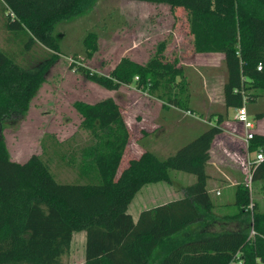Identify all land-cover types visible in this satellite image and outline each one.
I'll return each instance as SVG.
<instances>
[{
    "label": "trees",
    "instance_id": "16d2710c",
    "mask_svg": "<svg viewBox=\"0 0 264 264\" xmlns=\"http://www.w3.org/2000/svg\"><path fill=\"white\" fill-rule=\"evenodd\" d=\"M137 1L183 8L194 52L223 54L225 110L241 106L246 97L254 118L264 116V107H254L264 97V0ZM95 2L0 0V21L14 45L0 47V264H61L73 234L81 231L84 264H264V211L251 199V190L238 182L232 210L220 216L206 188L200 150L221 132L223 114L175 152L161 157L145 150L117 175L129 139L119 105L111 97L76 100L80 127L90 139L80 149L74 181H57L37 154L24 162L10 158L3 126L26 113L45 74L63 54L56 24L85 13ZM98 34L91 29L82 37L85 58L97 50ZM34 43L48 54L27 57ZM69 66L106 89L134 83L149 94L159 91L164 110L193 111L182 66L160 50L144 63L122 56L107 74L80 63ZM260 147L264 134L248 141V151ZM171 170L195 180L182 188L181 197L145 208L134 220L127 211L134 195L149 183H172ZM251 182L264 189V160L251 171Z\"/></svg>",
    "mask_w": 264,
    "mask_h": 264
},
{
    "label": "rangeland",
    "instance_id": "374dc122",
    "mask_svg": "<svg viewBox=\"0 0 264 264\" xmlns=\"http://www.w3.org/2000/svg\"><path fill=\"white\" fill-rule=\"evenodd\" d=\"M91 29L99 33L97 50L90 58H85L82 37ZM55 33H58L63 54L45 74L26 113L8 120L1 135L12 160L24 162L30 155L37 154L57 181L71 182L77 178L76 164L80 149L90 139V133L80 127L81 117L73 107L76 100L94 103L111 97L119 105L129 139L117 175L130 159L137 158L145 150L154 151L161 157L175 152L215 124L217 114L225 111L222 87L226 68L223 54L194 52L186 11L181 7L171 9L166 3L137 0H96L85 13L58 22ZM8 35L0 21L1 48L14 46ZM157 50L168 59L176 58L182 66V77L187 81L188 104L193 110L190 113L173 106L164 110V98L158 97L159 91L149 94L138 89L134 83L109 90L87 80L69 66L72 62L80 63L93 71L107 74L122 56L144 63ZM48 52L40 44L34 43L27 57L33 56L35 59L46 56ZM255 105L264 107V97ZM253 112L255 109L251 108L249 114L252 118ZM227 114L231 119L233 108H229ZM211 119L214 120L213 124L209 123ZM223 121L218 125L221 132L213 137L219 136L220 142L226 140L223 128L231 126L227 119ZM258 121L264 133V116ZM214 144L217 146L218 143ZM224 145L229 147L228 144ZM218 151L221 155L220 148ZM221 165L228 169L227 173L238 172L237 180L245 182V175L226 154ZM170 176L172 183L146 184L134 195L127 209L134 220L141 210L153 205L149 202L148 189L165 187L167 184L170 190L172 184L175 190L182 184L193 183L195 179L191 174L175 170L170 171ZM222 180L226 179L222 177ZM259 185L250 183L251 199L264 211V189ZM170 192L173 193L172 190ZM217 200V204H221L220 199ZM84 241V232H75L69 249L61 257V264H84Z\"/></svg>",
    "mask_w": 264,
    "mask_h": 264
},
{
    "label": "crops",
    "instance_id": "0c3cea01",
    "mask_svg": "<svg viewBox=\"0 0 264 264\" xmlns=\"http://www.w3.org/2000/svg\"><path fill=\"white\" fill-rule=\"evenodd\" d=\"M228 110V109H227ZM227 110L224 112H219V114H223V122H226L225 120H228L229 125H233L235 121L233 120V116L230 119L227 114ZM249 112V111H248ZM234 115V114H233ZM218 116V114H217ZM216 116V117H217ZM216 120V118H214ZM214 120L211 119L209 123L213 124ZM258 120V119H257ZM195 131V130H194ZM236 134L231 131V129L227 126L223 128L222 132L225 135V141L218 140V137L213 138L212 141H210L206 146L201 148V155L205 156L206 165L205 170L208 175V178L206 180V188L210 195V197L215 201V204H217L216 201L219 198L221 204L219 203L213 208V211L218 215H223L230 213L231 211V205L234 200V187L239 182L237 180L238 178V172L233 173L232 171L230 173H227L224 167H222L221 163L224 159V147L228 144L230 149H237L240 147L241 140L243 137V131L241 130L240 124H238L236 129ZM216 141V142H215ZM214 143H218L217 146H215ZM222 146V149H221ZM220 148L221 155L218 154V149ZM224 153V154H223ZM235 167V166H234ZM240 173V172H239ZM241 175V173H240ZM222 177L226 180H222ZM195 180V179H194ZM163 182V181H162ZM166 183V182H163ZM151 184V183H149ZM188 185V184H187ZM186 184H182L178 186L175 190L172 188V184L169 186L170 190L166 185L160 186L157 189L150 188L148 189V194L150 198V204L152 206L164 204L170 200L177 199L183 195L182 188L187 186ZM173 191L170 192L169 191ZM216 191H219L217 194ZM158 202V203H157Z\"/></svg>",
    "mask_w": 264,
    "mask_h": 264
},
{
    "label": "built area",
    "instance_id": "2783aa9c",
    "mask_svg": "<svg viewBox=\"0 0 264 264\" xmlns=\"http://www.w3.org/2000/svg\"><path fill=\"white\" fill-rule=\"evenodd\" d=\"M257 69H260V65L257 66ZM247 100L246 97L243 98V103L239 107L233 108L234 115L233 120L235 123L230 126V129L233 133L236 134V129L238 124L241 126L243 131V137L241 140L240 147L237 149H230L224 147V153L236 163V167L245 175L244 184L250 190L251 183V171L256 167V165L264 160V147H260L254 151H248V141L253 138L256 134H264L260 128V122L257 119H254L250 116L247 110ZM190 113L189 111H187ZM218 194L219 191H216ZM254 233L253 230L250 231V235Z\"/></svg>",
    "mask_w": 264,
    "mask_h": 264
}]
</instances>
